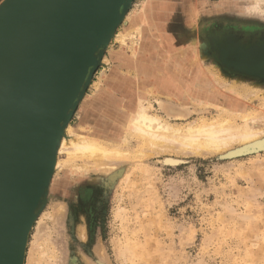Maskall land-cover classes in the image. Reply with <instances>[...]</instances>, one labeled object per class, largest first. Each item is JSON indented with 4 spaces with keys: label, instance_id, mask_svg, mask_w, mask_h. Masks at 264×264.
Instances as JSON below:
<instances>
[{
    "label": "rangeland",
    "instance_id": "1",
    "mask_svg": "<svg viewBox=\"0 0 264 264\" xmlns=\"http://www.w3.org/2000/svg\"><path fill=\"white\" fill-rule=\"evenodd\" d=\"M194 1L199 9L168 16V26L149 35L137 58L146 70L139 87L118 82L121 67L115 66L131 56L130 38L125 44L115 39L131 32L126 16L142 0L131 1L60 136L68 139L77 130L102 135L123 152L112 155L111 167L92 171V158L55 151L22 264H264L263 133L261 146L251 151L234 142L205 154L144 155L138 152L142 139L125 133L126 113L140 99L175 126L222 120L241 125L247 114L264 126L263 0ZM256 1L259 8L246 9ZM240 35L247 44L236 48L232 40L241 42ZM165 72L169 91L155 86L154 74ZM129 76L134 79L131 69ZM105 82L115 90L109 102ZM166 103L184 114H167ZM73 165L88 170H72Z\"/></svg>",
    "mask_w": 264,
    "mask_h": 264
},
{
    "label": "water",
    "instance_id": "2",
    "mask_svg": "<svg viewBox=\"0 0 264 264\" xmlns=\"http://www.w3.org/2000/svg\"><path fill=\"white\" fill-rule=\"evenodd\" d=\"M131 1L0 4V264L23 262L63 127Z\"/></svg>",
    "mask_w": 264,
    "mask_h": 264
},
{
    "label": "bare ground",
    "instance_id": "3",
    "mask_svg": "<svg viewBox=\"0 0 264 264\" xmlns=\"http://www.w3.org/2000/svg\"><path fill=\"white\" fill-rule=\"evenodd\" d=\"M150 1L151 0H142L141 5L136 10L134 9L135 12L132 11L133 13L131 14V16H126V18H128L131 25L130 27L131 32H128L129 36L128 34L126 35L125 33H118L115 36L116 37L115 39H118L121 43L124 44L126 40L125 38L126 37L130 38V43L128 42L129 45L127 44L131 51L130 64L131 67L135 66L137 68L138 72H140V77L143 78H145L144 75L146 73L145 72L146 70L145 67L138 62L137 58H138V54H141L149 44V39L147 38V36L149 35L148 34L149 30L148 27L145 26L144 22L148 18L146 16L148 15L147 8ZM258 2L259 1H256L253 4L249 3L248 5H246V9L252 10L259 8L260 5L258 4ZM37 7L38 8H36L25 19V23L27 22L26 27H30L31 25H33L34 22L36 21V18L37 19L39 18L38 16L42 14L45 8V3H41L40 6ZM170 63L173 64L175 69H177V65L175 61H172ZM165 73H167L168 75L162 74L163 76L162 75L158 76V74H154V77L157 78L162 89L169 91L168 89L172 86L170 84L171 81L168 78L170 74L169 72H165ZM82 89L83 88H81V91ZM81 91L79 95L82 96L83 92ZM201 91L199 93L202 95V97H204L207 100L211 99L210 97L205 96L204 90ZM149 106H150L149 104L145 105L142 99H140L139 102H136V107L134 109H128V113L125 112L127 114L125 121L126 122L125 133L142 139L143 146L138 151L142 155L156 153L157 151H176L186 154L193 152H199V153L203 152L205 154L206 152L209 151H217L220 149H225L234 142L244 143L242 151H248V150L251 151L254 150L256 147L261 146L262 141H259V139H261L260 135L262 133L264 134V126L260 127L258 123L259 120L256 117L254 118L252 116H249L248 114L243 117L244 121L241 125L234 124L233 122L231 123L229 122V120H222L220 122L190 121L186 125L175 126L170 122H168V119H164L165 117L162 118L159 115L152 113L151 110H149ZM164 110L167 114L169 113V115L172 116L174 115V117L175 115L181 116L184 114V111L182 109L170 103L169 105L166 106L164 105ZM258 136H260V138H258ZM102 137H103L102 135L101 137H96L88 133L87 135L85 134L82 135L78 132V130L71 131L70 138L68 139L60 138L58 140L55 151L58 149L57 152L60 153L64 152L69 158H73V157L92 158L96 162V166L92 168V171H95L97 168H102L107 166L111 167L113 164H115L112 163L114 160L110 159L112 155L122 154L123 151L117 148L115 144L110 143L111 140L108 141V139H103ZM167 161L172 162L171 159H167ZM70 167L72 168V170H76V171L88 170V167L86 165H82L79 167L73 165ZM55 212L57 211H53V213ZM50 215L52 216L53 214ZM39 227H41V225ZM39 227L37 226V228ZM43 227L44 226H42L41 228ZM82 235L84 236V233H82Z\"/></svg>",
    "mask_w": 264,
    "mask_h": 264
},
{
    "label": "crops",
    "instance_id": "4",
    "mask_svg": "<svg viewBox=\"0 0 264 264\" xmlns=\"http://www.w3.org/2000/svg\"><path fill=\"white\" fill-rule=\"evenodd\" d=\"M178 1L179 0H151L149 2L148 8H147L148 15L146 16L148 18L144 22L145 26L148 27V30H149L148 34L149 35L154 34L155 32H160L158 27H167L168 23H169V19H171V18L168 19L167 18L168 16H174L175 17V16H179V15H184V14L188 15L192 12V10L199 9V6H200V4L196 5L194 0H183V2H181V3H179ZM199 1H204V0H199ZM182 4H183V8H182L183 11L181 12L178 9L180 8V6ZM175 8H178L177 12H175ZM171 9H173V10H171ZM171 20H173V19H171ZM128 27H131L130 23H129ZM149 35L147 36L148 39H149ZM177 61L179 63H181L179 60H177ZM115 64H116L115 66L121 67L120 78H117L118 82H121V84H123L125 86H128V85L132 86L134 84L136 87H139V84L143 85V82H146V78L140 77V72H138L137 68L135 66L131 67L130 58H127L124 61L119 62V64H117V63H115ZM124 69L126 71H124ZM130 69L132 70L134 79H132L129 76ZM162 74L168 75L167 73H162ZM138 78L140 79V82H139ZM168 78L171 81L170 75L168 76ZM154 79H156V81H157V84H155V86H156V89H158L161 86H160L157 78L154 77ZM105 86H107V89H110L108 91H105L107 93L104 94V96H106L105 100H107L109 102L110 99H113V94L115 93L113 91H115V90L113 89V87L108 86L106 84V82H105ZM117 90H119V89H117ZM167 103L165 104V106L168 105ZM162 104H164V103H162ZM114 107H116V106H114Z\"/></svg>",
    "mask_w": 264,
    "mask_h": 264
},
{
    "label": "flooded vegetation",
    "instance_id": "5",
    "mask_svg": "<svg viewBox=\"0 0 264 264\" xmlns=\"http://www.w3.org/2000/svg\"><path fill=\"white\" fill-rule=\"evenodd\" d=\"M248 27V26H247ZM241 36V38H242V40H241V42H239V43H237L238 41H236V40H232L233 42H234V46L237 48V47H242V46H246V42H247V40L246 39H244L243 37V35H240ZM235 37V36H234Z\"/></svg>",
    "mask_w": 264,
    "mask_h": 264
}]
</instances>
